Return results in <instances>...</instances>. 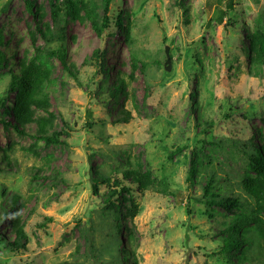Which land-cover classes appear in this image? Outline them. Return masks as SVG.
<instances>
[{"label":"rangeland","instance_id":"1","mask_svg":"<svg viewBox=\"0 0 264 264\" xmlns=\"http://www.w3.org/2000/svg\"><path fill=\"white\" fill-rule=\"evenodd\" d=\"M60 1L0 0V32L15 68L20 57L33 56V48L43 44L37 26L52 24L51 7ZM95 1L101 14V0ZM108 14L110 24L101 35L86 19L65 18L67 59L77 80L57 58L50 59L56 79L50 109L57 113L53 129L59 142L46 145L6 128L1 119L13 123L14 117L0 107V155L12 147V165L0 156V205H8L6 197L14 193L25 201L0 223V264H105L116 240L134 250L128 264H225L217 246L220 218H209L189 197L201 192L207 168L219 171L240 162L239 143L252 135L260 142L264 64L249 69L246 33L264 25V0H113ZM126 26L145 69L140 63L132 67ZM166 47L169 71L156 63ZM95 49L104 51L108 80L93 63ZM120 72L128 76L126 95L115 102L110 89ZM8 80L7 68H0V97L6 95L10 105L15 91L7 92ZM124 111L128 121H116ZM218 140L229 144L219 150ZM169 153L175 155L168 159ZM205 156L212 157L209 165ZM190 159L198 164L192 186L186 181ZM122 166L149 168L172 194L133 193L138 214L123 215L124 232L116 237L103 202L108 189L100 185L94 192L89 169L113 178ZM121 203L123 213L130 204ZM16 214L24 221L26 243L14 252L8 224ZM214 214L223 211L215 208Z\"/></svg>","mask_w":264,"mask_h":264},{"label":"trees","instance_id":"2","mask_svg":"<svg viewBox=\"0 0 264 264\" xmlns=\"http://www.w3.org/2000/svg\"><path fill=\"white\" fill-rule=\"evenodd\" d=\"M112 1L101 0V14L98 12L99 6L95 0H61L59 6L52 5V24L42 23L40 27L37 26V32L42 37L43 44L33 48V56L20 57L16 62V68L0 32V68H7L9 76L7 92L15 91L13 102L10 105L7 103L8 97L6 95L0 97V107L3 109V114H11L14 117L13 123L1 119L6 128L10 127L16 133L28 135L46 145L59 142L60 133L53 129L57 113L50 109V96L56 92V79L52 76L50 59L57 58L62 64V70L77 80L75 65L67 59L65 18L68 17L71 20L86 19L90 22L93 30L101 35L110 24L108 12ZM116 22L121 27L122 19L120 16L117 17ZM123 30L129 46L132 67L140 63L145 69L147 64L139 55L142 54V50L132 47L134 44L130 38L129 27L126 26ZM246 37L249 38L247 47L249 69L258 64H264V25L259 26L258 23L253 31L246 33ZM161 52L163 59L156 62L157 67L163 65L166 58L165 51L162 50ZM103 54L104 51L95 49L91 57L94 65H99L100 71L104 73V79L108 80L109 76ZM126 77L128 76L125 73L120 72L113 82L110 96L115 102L119 94L126 95L124 89L127 85ZM193 94L191 93L190 96L192 97ZM58 114L63 126L68 127V123L60 112ZM122 114L121 117H116V121L127 122L129 112L124 111ZM262 121L264 124V118ZM30 124L35 125L33 132L27 131V126ZM257 134H259V143L255 142L254 135L242 143L236 141V144L239 143L240 145L238 150L240 162L234 165L229 163L227 164L228 169L219 168V171L207 168L204 184L198 183L201 192L189 197L193 202L203 205L204 213L209 218H220L216 222L220 227L217 246L218 253L226 260L225 264H264V125L263 131L259 130ZM214 144L220 148L219 150H223L224 144L229 143H225V140H218ZM11 150L12 147L8 144L6 148L1 150L0 155L1 160L5 161L8 166L12 165L10 164ZM179 150L181 149L177 148V151ZM174 155L175 153H169L168 159ZM205 158L209 161L206 165L213 161L210 156H205ZM197 166V161L190 159L186 177L189 186L195 183ZM119 168L113 178L99 168L89 169V180L92 182L94 192H97L96 188L100 185H105L108 189L103 195V202H105L108 212L111 213L116 237H118L120 230H124L121 223L123 215L133 218L138 214L139 206L132 199L133 193L140 196L144 195L145 192L172 194L168 190L165 180L157 179L149 168L144 170H141L140 166H122ZM37 171H41V169H37ZM33 175L38 174L34 173ZM2 194L5 195V191ZM124 195H127V198H124ZM6 198L9 200L8 205H0L2 213L0 223L5 216H9L13 207L18 209V207L25 205V201L20 202V194L14 193ZM123 200L129 202L130 205L122 213L121 201ZM215 208H220L223 214H220L221 216L214 214ZM23 225L24 221H21L18 214L11 218L8 224L10 231L14 233V238L8 242V246L14 252L25 247L26 234L23 231ZM127 240L128 243L133 244L134 240L129 230L127 231ZM85 241L90 247V236H85ZM118 241L116 240L115 246L111 244L109 247L111 255L110 259L105 260V264L133 262L134 250L119 246L120 241Z\"/></svg>","mask_w":264,"mask_h":264},{"label":"water","instance_id":"3","mask_svg":"<svg viewBox=\"0 0 264 264\" xmlns=\"http://www.w3.org/2000/svg\"><path fill=\"white\" fill-rule=\"evenodd\" d=\"M168 47L165 48V61H164V68L166 71H169L170 69V57H169V54H168Z\"/></svg>","mask_w":264,"mask_h":264}]
</instances>
